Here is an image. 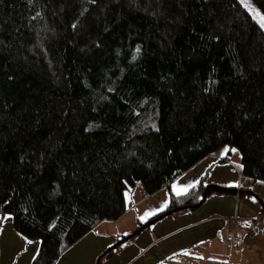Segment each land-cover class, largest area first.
Listing matches in <instances>:
<instances>
[{"label":"trees","instance_id":"16d2710c","mask_svg":"<svg viewBox=\"0 0 264 264\" xmlns=\"http://www.w3.org/2000/svg\"><path fill=\"white\" fill-rule=\"evenodd\" d=\"M223 148L264 181V29L240 0H0V222L39 241L31 264ZM209 171L140 229L237 191Z\"/></svg>","mask_w":264,"mask_h":264},{"label":"crops","instance_id":"0c3cea01","mask_svg":"<svg viewBox=\"0 0 264 264\" xmlns=\"http://www.w3.org/2000/svg\"><path fill=\"white\" fill-rule=\"evenodd\" d=\"M226 155V149H220L205 156L169 187L152 194H145L137 186L125 197L126 210L119 218L97 223L64 250L54 264H96L105 249L134 232L119 252L101 264H264V236L250 234L251 219L264 217V201L239 195L240 188L254 192L258 184L243 177L240 164ZM208 169V183L235 186L237 191L211 195L195 210L171 214L140 229V221L148 216L138 217L139 206L145 203L155 213L164 209L169 191L177 194L178 189L188 190ZM38 249L39 241L18 233L9 215L1 220L0 264H31Z\"/></svg>","mask_w":264,"mask_h":264},{"label":"rangeland","instance_id":"374dc122","mask_svg":"<svg viewBox=\"0 0 264 264\" xmlns=\"http://www.w3.org/2000/svg\"><path fill=\"white\" fill-rule=\"evenodd\" d=\"M240 2L243 4V6L251 13V15L258 21L259 17L256 15L257 13H259L260 15H263L251 2L250 0H240ZM264 29V27H263ZM224 149V148H223ZM231 159L240 163V153L236 148H233L232 150V154H231ZM258 184V187H256L255 191L253 192L256 196H254V199L256 197H258L261 201H264V191H262V185H264V181H257L256 182ZM128 192H125V197L128 195ZM257 199V198H256ZM255 199V200H256ZM169 200V199H168ZM150 202H152V204L154 205V203L156 202L158 205V201H152L150 200ZM169 201H167V203H165L166 205L168 204ZM155 208V207H154ZM163 208V207H162ZM155 211H158L157 209H154ZM138 217H147L148 218L155 213L154 211H152V209H150V207H147L145 203H143L141 206H139L137 208V212ZM257 218H264V217H257ZM142 220V219H141ZM147 220V219H145ZM144 220V221H145ZM144 221H140V223L144 222Z\"/></svg>","mask_w":264,"mask_h":264},{"label":"built area","instance_id":"2783aa9c","mask_svg":"<svg viewBox=\"0 0 264 264\" xmlns=\"http://www.w3.org/2000/svg\"><path fill=\"white\" fill-rule=\"evenodd\" d=\"M252 228L250 229L251 235L263 234L264 236V218L251 219Z\"/></svg>","mask_w":264,"mask_h":264},{"label":"snow or ice","instance_id":"6c2138e0","mask_svg":"<svg viewBox=\"0 0 264 264\" xmlns=\"http://www.w3.org/2000/svg\"><path fill=\"white\" fill-rule=\"evenodd\" d=\"M256 15L259 17L258 22L260 23L261 27H264V15H260L259 13H257ZM186 191H187V188L178 189L177 194L179 195Z\"/></svg>","mask_w":264,"mask_h":264}]
</instances>
